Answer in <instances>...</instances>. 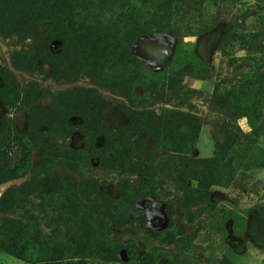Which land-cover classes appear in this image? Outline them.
Listing matches in <instances>:
<instances>
[{"label": "rangeland", "instance_id": "1", "mask_svg": "<svg viewBox=\"0 0 264 264\" xmlns=\"http://www.w3.org/2000/svg\"><path fill=\"white\" fill-rule=\"evenodd\" d=\"M174 1L89 0L103 30L110 22L115 27L143 17L141 29L150 34L138 38L134 56L150 72V84L160 85L163 74H173L165 86L172 88L157 89L155 100L135 83L133 105L149 101L150 108H133L114 84H106L115 74H98L93 62L87 64L94 57L88 54L89 44L84 52L77 34L70 36V55L60 38L51 42L52 57L76 65L64 74L69 80L59 82L51 77L49 60L36 61V76L13 63L14 58L25 61L24 54L37 56L44 49L51 24H40L27 40L15 30L8 37L0 35V135L17 136L8 143L9 162L16 166L24 161L25 166L20 178L0 186V198L15 192L28 217H35L31 232L37 239L26 247L31 255L41 253L46 243L56 254L67 249L80 257L85 252L86 264H264V180L259 176L264 168L240 171L232 180L211 186L197 181V174L201 180L208 172H195L194 167L197 160L217 156L223 123L238 125L241 133L236 131L235 137L253 136L264 151V0ZM123 4L136 9L121 18ZM160 30L167 33L158 34ZM103 49L100 65L107 60L113 67L117 53L111 43L104 42ZM154 57L160 61L151 66ZM6 80L23 91L37 83L43 95L34 106L41 110L57 104L56 94L75 89L94 90L105 99L110 107L97 119L76 110L81 92L74 94L69 98L72 115L61 123L69 126L65 138L43 140L44 147L57 146L53 152L58 155L76 154L80 166L57 160L45 169L40 152L20 161L19 143L26 139L33 107L8 108L3 102ZM234 88L240 95L227 101L225 93ZM225 100L229 110L222 106ZM249 108L257 115L240 116V109ZM128 110L147 111V117L159 121L169 112L192 114L202 122L201 131L184 155L177 154L168 139L155 141L146 130H125ZM239 162L246 159L240 157ZM80 263L74 258L68 264ZM0 264L32 263L4 253L0 246Z\"/></svg>", "mask_w": 264, "mask_h": 264}, {"label": "trees", "instance_id": "2", "mask_svg": "<svg viewBox=\"0 0 264 264\" xmlns=\"http://www.w3.org/2000/svg\"><path fill=\"white\" fill-rule=\"evenodd\" d=\"M181 1L183 0H175L174 2L180 3ZM122 8L121 18L126 17L136 9L134 6L126 4H123ZM99 18V14L93 10L89 0H0V35L3 37H8L13 33L12 31L15 30L20 38L26 40L31 39L34 36V31L40 24H51L44 34V49L41 50L37 56L24 54L27 56L25 61L22 59L18 61L14 58L13 63L15 67L29 72L32 76H36L34 72V68H38L36 61L39 62L45 59L49 60L51 64V77L55 82L69 80L64 74L69 75L72 73L76 65H73L69 60L68 62L66 58L58 60V57H52L49 53V48L51 42L60 38L65 42L67 51L70 55L73 51V42L70 36L72 33L77 34L79 35V45L82 46L86 54L87 46L88 44L90 45L88 54L94 58L88 60L87 64L93 62L92 64L97 68L98 74H100V72L109 74L112 71L115 74V77L110 79L113 80L114 83L108 81L106 84H114L115 89L119 90L123 96L127 98L133 108H150L153 105H150L149 101L144 102L142 107L133 105V98H135L133 96L135 83H141L146 94H152L153 96L151 98L155 100V94H159L157 89H160V87L162 89L172 88V86H165L170 84L173 74H169V77L166 76V73L163 74L160 80H158L160 81V85L150 84V72L145 65L134 56L132 48L136 40L141 36L150 34V31H143L141 29L144 24L143 17L139 16L137 21H133L130 24L123 20L124 23L121 21L120 24L115 27L113 26L114 23L112 24V22H110L111 27H109V25L107 28H104V30L102 27L100 28ZM60 23L62 25L61 27L58 26ZM164 24L165 23H163V26ZM59 29L61 34L58 35ZM164 33H167V31H158V34ZM100 41L102 43H100ZM104 42L111 43L115 53H117L116 59L113 62V67L110 66L112 63H108L107 60L104 61L103 66L100 65L102 64L100 57L103 56H100V54L104 51ZM245 82H247V80H245ZM245 82L243 81L241 83ZM254 82L255 80L251 79L249 84L252 86L255 84ZM97 85L98 87H102L100 84ZM3 90L6 91L7 95V97L3 99V102L8 108L12 105L28 108L33 107L29 113V126L28 133L25 137L26 139L22 143H19L22 157L20 161L26 159L32 152H40L45 157V162L43 164V168L45 169L54 161L57 162V160L62 161L61 164H65L63 162L73 164L74 168L81 165L79 160L75 159L76 154L72 155L67 151H57L63 153V155H58L56 152H53V149H56L57 146H43V140L46 138H49L53 142L56 138H60V140L65 138L63 136L67 134L69 126L66 124L62 125V119L67 115L71 117L72 113L70 112L72 107L69 98H72L74 94L78 93L80 91L79 89L56 94L57 104L49 110H41L34 106L40 101L43 95V91L40 90V86L37 83H31L29 89L23 91L20 87L15 86V84L11 85V81L8 82L6 80ZM235 91L236 88L227 91L225 93V99L229 101L240 95ZM80 92L81 94L78 95L76 110H84L86 112L83 114L88 113L90 116L100 119V116L110 105L107 104L105 99H103L98 92L95 93L94 90H81ZM89 96H92L94 99L90 100ZM226 100L222 102V106L229 110ZM239 113L240 116L242 115L243 117L247 114L257 115V113L250 108L247 111L240 109ZM125 114L128 119L125 130L131 133L139 132V130H146L149 136L155 141L168 139L167 143L170 146L169 148L177 154L184 155L185 150L196 143L202 127V122L196 116L192 114L184 115L177 111L169 112V117L166 118L163 116L161 121L153 116L147 117V111L128 110ZM136 116L140 118H136ZM233 116L236 117L239 115L234 114ZM82 117L84 118L83 115ZM41 128L46 129L47 132L44 130L42 131ZM219 130L224 140L218 145L217 156L212 159L197 160L194 164L196 169L195 172L197 169H204L208 172L207 175L202 176L201 174L203 177L201 180L200 174H197L198 182H207V184L211 186L223 184L232 180L240 171L249 172L264 168V157L258 152L261 150L257 146V142L253 140V136L247 138L239 137L238 139L235 137V132L238 131L241 133L239 126H230L228 123L221 124ZM15 138H17V136L12 134L6 136L0 135V186L11 180L20 178V174L25 169L24 161L21 165L16 166L9 162L10 158L8 152L10 153V148H8V143ZM246 147L247 149L242 151ZM237 151L242 152L237 153ZM261 152L263 153L264 151ZM240 157H242L243 160L246 159V162H239ZM45 174H47L46 170ZM13 193L15 192L9 190L0 198V214L4 216V220L0 219V246L4 253L32 264H68L71 263V260L74 258H79V261L82 262L80 264H86L88 257L85 252H81L80 257H73V255H71V250L67 249L57 251L56 254L50 244L46 245V243L43 244L41 253L38 255H31V253L26 250V247L30 242L37 239L33 232H31L34 224H36L35 217H28V213L25 212V207L22 206V202L15 199Z\"/></svg>", "mask_w": 264, "mask_h": 264}, {"label": "crops", "instance_id": "3", "mask_svg": "<svg viewBox=\"0 0 264 264\" xmlns=\"http://www.w3.org/2000/svg\"><path fill=\"white\" fill-rule=\"evenodd\" d=\"M138 43H139V41H138V39H137V41L134 43L133 48H132V50H133V52L135 53V55L138 54V53H137V46H138ZM137 56H138V55H137ZM157 56H158V55H157ZM139 57L143 60V58H142L141 56H139ZM151 60H152V64H151V66H153V65H157V63L160 61V59H159V58H156V57H154V59L152 58ZM259 176H260L261 179L264 180V171L259 172Z\"/></svg>", "mask_w": 264, "mask_h": 264}, {"label": "water", "instance_id": "4", "mask_svg": "<svg viewBox=\"0 0 264 264\" xmlns=\"http://www.w3.org/2000/svg\"><path fill=\"white\" fill-rule=\"evenodd\" d=\"M139 40V39H138ZM135 54V53H134Z\"/></svg>", "mask_w": 264, "mask_h": 264}]
</instances>
